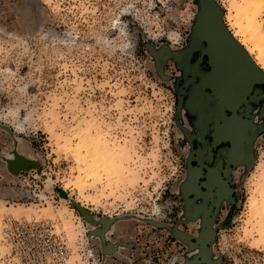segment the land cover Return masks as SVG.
I'll list each match as a JSON object with an SVG mask.
<instances>
[{"label": "rangeland", "instance_id": "obj_1", "mask_svg": "<svg viewBox=\"0 0 264 264\" xmlns=\"http://www.w3.org/2000/svg\"><path fill=\"white\" fill-rule=\"evenodd\" d=\"M216 1L264 71V0ZM196 8L195 0H0V264H17L1 239L6 217L48 222L67 246L63 264L183 262L187 245L148 222L192 229L174 224L183 172L176 59L160 74L151 49H186ZM237 191L231 217L215 226L212 258L264 264V136ZM72 202L96 227L113 220L103 245L121 243L116 251L103 254Z\"/></svg>", "mask_w": 264, "mask_h": 264}, {"label": "flooded vegetation", "instance_id": "obj_2", "mask_svg": "<svg viewBox=\"0 0 264 264\" xmlns=\"http://www.w3.org/2000/svg\"><path fill=\"white\" fill-rule=\"evenodd\" d=\"M184 45L171 49L176 66L170 76L183 152L174 224L192 226L189 232L180 230L196 237V228L205 222L215 228L221 216L227 222L235 209L237 183L256 160L257 142L264 136V82L254 83L242 101L227 109L209 87L200 86L210 70L208 57ZM196 251L188 250L185 257Z\"/></svg>", "mask_w": 264, "mask_h": 264}, {"label": "water", "instance_id": "obj_3", "mask_svg": "<svg viewBox=\"0 0 264 264\" xmlns=\"http://www.w3.org/2000/svg\"><path fill=\"white\" fill-rule=\"evenodd\" d=\"M195 3L197 8L186 49H199L201 55L205 54L208 57L210 70L201 77L200 86L209 87L212 94L221 100L223 106L231 109L233 104L245 98L254 83L264 82V72L225 25L224 10L220 4L216 0H195ZM151 52L155 56L156 66L161 74L165 61L173 55V51L161 47L158 50L151 49ZM72 203L83 219L95 226L89 230V234L101 239L103 254L116 251L121 243L116 242L106 247L103 245L104 234L113 220L101 218L100 226L96 227L97 220L80 204ZM148 222L166 227L174 237L187 245L189 251L198 248L196 255L184 257L183 262L176 264H224L220 256L212 258V243L216 231L209 222L203 223L204 225L200 227L198 237L179 230L175 225L168 227L156 220Z\"/></svg>", "mask_w": 264, "mask_h": 264}, {"label": "built area", "instance_id": "obj_4", "mask_svg": "<svg viewBox=\"0 0 264 264\" xmlns=\"http://www.w3.org/2000/svg\"><path fill=\"white\" fill-rule=\"evenodd\" d=\"M1 239L8 247V260L17 264H63L67 246L48 222L6 217Z\"/></svg>", "mask_w": 264, "mask_h": 264}, {"label": "bare ground", "instance_id": "obj_5", "mask_svg": "<svg viewBox=\"0 0 264 264\" xmlns=\"http://www.w3.org/2000/svg\"><path fill=\"white\" fill-rule=\"evenodd\" d=\"M245 49H246V48H245ZM246 50H247V49H246ZM247 52H249V51L247 50ZM249 54H250V53H249ZM251 57H252V56H251ZM260 57H261V56H260ZM253 60H254V59H253ZM255 60H256V62H257L258 64H260V61L257 60V58H255ZM255 60H254V61H255ZM256 62H255V63H256ZM257 63H256V64H257ZM258 64H257V65H258ZM258 66H259V65H258ZM259 67H260V66H259ZM261 67H262V66H261ZM262 68H263V67H262ZM263 69H264V68H263ZM263 72H264V71H263ZM198 235H199V234H198ZM197 237H198V236H197ZM197 252H198V248H197Z\"/></svg>", "mask_w": 264, "mask_h": 264}]
</instances>
